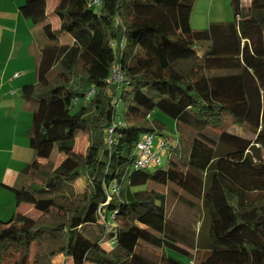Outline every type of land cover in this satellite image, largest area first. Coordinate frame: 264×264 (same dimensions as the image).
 Segmentation results:
<instances>
[{
  "label": "trees",
  "instance_id": "16d2710c",
  "mask_svg": "<svg viewBox=\"0 0 264 264\" xmlns=\"http://www.w3.org/2000/svg\"><path fill=\"white\" fill-rule=\"evenodd\" d=\"M24 1L21 15L48 42L22 94L36 105L30 146L46 163L28 165L14 190L37 215L0 222V261L185 264L171 249L194 264H264V0H231L234 20L204 30L191 26L197 0H57L58 30L47 0ZM115 69L120 85L109 82ZM155 111L176 122L172 156L137 171L142 137L166 129ZM228 117L254 139L230 132ZM55 150H67L61 162ZM173 203L200 210L198 230L170 218Z\"/></svg>",
  "mask_w": 264,
  "mask_h": 264
},
{
  "label": "crops",
  "instance_id": "0c3cea01",
  "mask_svg": "<svg viewBox=\"0 0 264 264\" xmlns=\"http://www.w3.org/2000/svg\"><path fill=\"white\" fill-rule=\"evenodd\" d=\"M251 1L242 0L243 7L248 8ZM24 2L0 0V222L3 223L19 213L37 215L32 205L17 203L14 190L25 186L22 173L28 165L33 164L40 170L46 163L35 156L30 146L36 105L24 99L22 94L25 86L37 83L42 50L48 42L43 26L35 25L21 15ZM47 3L49 22L54 30H58L59 19L54 15L57 0H47ZM64 40L68 43H63ZM61 43L69 45L71 41L63 36ZM77 141L78 138L75 151ZM54 156L57 157V150ZM102 247L108 252L111 250L109 243ZM0 264L6 263L0 261Z\"/></svg>",
  "mask_w": 264,
  "mask_h": 264
},
{
  "label": "rangeland",
  "instance_id": "374dc122",
  "mask_svg": "<svg viewBox=\"0 0 264 264\" xmlns=\"http://www.w3.org/2000/svg\"><path fill=\"white\" fill-rule=\"evenodd\" d=\"M234 20V12L232 8V3L231 0H197L195 3V6L193 8L192 16H191V26L194 30H204L207 29L210 25L209 24H214V23H228L232 22ZM59 36L61 37V33H58ZM68 43V41L64 40L63 43ZM123 112V105L120 107L119 115ZM154 119L159 118L164 124L166 125V129L164 131V134L160 135H155L154 136V143L152 146V150H157L159 147V143L161 141H166L167 139H172L174 140L177 137V129H176V122L160 111H155L154 112ZM231 124L228 129L230 132H237L239 134H242L243 136L249 137L250 139H254V135L249 133L246 128H242L239 126L232 125L231 118H227L226 120V125ZM59 135L61 137H65L64 129L59 130ZM167 142V141H166ZM88 145V139L86 135H81L78 137L77 145H76V151L79 153L84 154L86 151ZM172 152V149H170ZM65 153H68L67 150ZM60 152L58 155L57 152V157L56 161L61 162L65 158V153ZM169 153L168 149H164V155L162 156V168L161 169H166L169 164L170 157L172 156V153ZM55 155V153H54ZM149 172H155V170H150ZM74 189L77 193H80L84 189V183L82 180H79L77 183L74 185ZM170 218L175 219L179 221L180 225H188L191 224L193 229L198 230L200 227L199 221H201V212L200 210H191L188 207L184 205H176L173 203L171 205V210H170ZM168 254L172 256L173 258L185 263V264H194V259L187 257L175 250L169 249ZM191 254H193L194 258L196 257L197 259L202 256L199 251H191Z\"/></svg>",
  "mask_w": 264,
  "mask_h": 264
},
{
  "label": "built area",
  "instance_id": "2783aa9c",
  "mask_svg": "<svg viewBox=\"0 0 264 264\" xmlns=\"http://www.w3.org/2000/svg\"><path fill=\"white\" fill-rule=\"evenodd\" d=\"M99 0H97L98 2ZM19 77V75H16ZM109 82H117L119 85L123 82L121 72L118 69L114 70L113 79ZM93 94V91L89 92L87 99H90ZM118 103V102H117ZM112 143V140L109 141ZM154 143V135L146 134L142 137L140 142L137 145V154L134 160V170H155L162 167V156L164 155V149L169 150V146L165 141L159 143L157 150H152ZM114 191L117 190V186L114 185ZM110 201V198L108 199Z\"/></svg>",
  "mask_w": 264,
  "mask_h": 264
}]
</instances>
